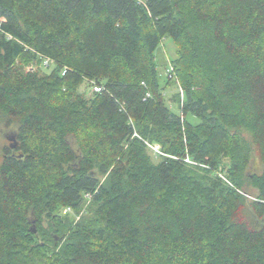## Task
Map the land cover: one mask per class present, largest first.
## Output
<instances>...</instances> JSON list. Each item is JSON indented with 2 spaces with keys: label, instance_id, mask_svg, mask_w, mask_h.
Segmentation results:
<instances>
[{
  "label": "trees",
  "instance_id": "16d2710c",
  "mask_svg": "<svg viewBox=\"0 0 264 264\" xmlns=\"http://www.w3.org/2000/svg\"><path fill=\"white\" fill-rule=\"evenodd\" d=\"M262 41L264 0H0V264H264Z\"/></svg>",
  "mask_w": 264,
  "mask_h": 264
},
{
  "label": "rangeland",
  "instance_id": "374dc122",
  "mask_svg": "<svg viewBox=\"0 0 264 264\" xmlns=\"http://www.w3.org/2000/svg\"><path fill=\"white\" fill-rule=\"evenodd\" d=\"M260 50L262 51L264 49V41L260 43ZM176 47L173 45L171 40L169 38H165L162 40V43L157 48L155 52L156 57V71L158 75V84L161 88L165 87L166 81V75H165V66L167 64L166 60H173L176 57ZM166 62V63H165ZM42 74L48 75L53 70V66H51L49 69L42 67L39 64H31L30 66L25 67V71L28 70H39ZM95 83V80L89 79L88 81H84L83 85L81 86V91H90L91 86ZM175 85V84H174ZM174 85L168 86L166 90H164V102L165 105L173 112L178 113L177 107L175 104L171 102V97L177 94V92H181L179 89L180 87H176ZM191 123H197L196 121L190 119ZM15 131V127L7 125L6 121L0 119V160H1V154L3 153L4 147L13 144L12 135ZM151 154V152H149ZM152 155V154H151ZM247 190L248 194L253 195L255 193L254 190L249 189ZM80 215L77 216L75 219L76 221L79 219ZM43 228L46 227V223H43ZM58 237H55L57 241Z\"/></svg>",
  "mask_w": 264,
  "mask_h": 264
},
{
  "label": "built area",
  "instance_id": "2783aa9c",
  "mask_svg": "<svg viewBox=\"0 0 264 264\" xmlns=\"http://www.w3.org/2000/svg\"><path fill=\"white\" fill-rule=\"evenodd\" d=\"M51 64H52V60H51V59H48V58H45V59H43V61H42V63H41V66L44 67V68H49V67L51 66ZM64 73H65V69H64V71H63V74H64ZM165 74L167 75V77H168L169 79L174 78V73H173V69H172L171 66H169V67L165 70ZM102 91H103V87H101L100 85H97V84H93V85L91 86V89H90V92H92V93H96V94L102 93ZM148 96H149V95L147 94V97H148ZM149 147H150V149H151L154 153H156V154H161L157 147H151V146H149ZM185 162H188V160L185 159ZM220 177H221L222 179H224L222 176H220ZM65 212H69V209L65 210L64 213H65Z\"/></svg>",
  "mask_w": 264,
  "mask_h": 264
},
{
  "label": "water",
  "instance_id": "95a60500",
  "mask_svg": "<svg viewBox=\"0 0 264 264\" xmlns=\"http://www.w3.org/2000/svg\"><path fill=\"white\" fill-rule=\"evenodd\" d=\"M12 140H13V138H12ZM10 147H11L12 149L15 148V146H14L13 144H10ZM31 229L33 230V232H35L34 224L32 225Z\"/></svg>",
  "mask_w": 264,
  "mask_h": 264
}]
</instances>
